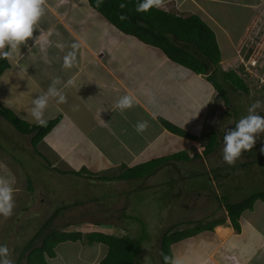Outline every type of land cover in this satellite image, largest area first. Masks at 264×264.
Returning <instances> with one entry per match:
<instances>
[{
	"label": "crops",
	"instance_id": "1",
	"mask_svg": "<svg viewBox=\"0 0 264 264\" xmlns=\"http://www.w3.org/2000/svg\"><path fill=\"white\" fill-rule=\"evenodd\" d=\"M258 6L262 10L264 0H165V6L158 9L182 17L196 15L215 35L220 60L210 66L208 72L197 73L171 60L159 47L121 31L88 0H47L46 13L38 30L34 31L26 45L20 46L23 57L19 61L15 57L7 60L8 66L0 73V104L19 119L37 123L31 115L32 100L46 92L51 80L56 77L62 81L58 87L67 102L49 101L44 119H57V122L35 146L31 143L32 134L17 131L0 114V152H28L37 165L41 164L43 168L46 165L47 173L56 174V181L72 176L89 182L96 180L115 188L120 183L138 186L141 180L149 185L148 179L169 167L175 168L180 179L185 181L212 169L216 171L218 181L216 183L210 177V185L216 189L221 177L217 174L218 168L209 165V158L220 154L222 139L213 151L208 154L203 152L205 142L214 131L213 126L219 124L216 116L220 106L219 96H222L215 84L221 86L225 96V91L231 90L222 79L221 72L228 69L225 68L226 61L234 59L233 45L252 15L258 12ZM73 42H79L81 47L77 50L73 67L65 69L63 58L71 50ZM29 47L32 48L31 53L28 52ZM70 79L74 80V84L65 87ZM125 94L134 95L136 105L123 115L118 110L112 111L116 100ZM227 100L229 104V98ZM142 120L148 121L149 127L138 134L134 125ZM161 120L183 129L187 135L171 132ZM206 131L208 137L204 141ZM197 145L202 146L200 151ZM179 152L185 156L159 164L149 175L132 179L113 178L122 167H133ZM259 152L263 153L260 150L252 152L255 156L243 164L262 167L261 160L256 159ZM14 165L11 166L0 153V176L11 181L14 198L19 193L27 196L18 183ZM81 169L90 174L70 172ZM232 169L228 173H232ZM259 169L256 171L260 176L259 183H264ZM67 183L65 187L70 186ZM59 185L57 182L53 186ZM26 189L32 193L29 181ZM190 189L205 191L206 187ZM34 195L39 199L35 200L36 204L45 200L43 191L37 190ZM181 205L186 212L192 209L187 202ZM62 206L68 207V203ZM58 213L55 210L48 220ZM202 220L187 219L180 223ZM238 222L239 231L226 217L224 223L215 225L213 230H203L177 241H181V253H191L190 261L185 264H264V200L257 199L251 208L243 210ZM69 226L66 224L61 230L80 231L81 238L58 242L54 247L55 255L46 257L47 264H101L108 246L87 238L89 233L101 231L82 232V227L72 229ZM83 240H88L90 245L82 244ZM71 244L78 245L73 247Z\"/></svg>",
	"mask_w": 264,
	"mask_h": 264
},
{
	"label": "rangeland",
	"instance_id": "2",
	"mask_svg": "<svg viewBox=\"0 0 264 264\" xmlns=\"http://www.w3.org/2000/svg\"><path fill=\"white\" fill-rule=\"evenodd\" d=\"M260 9L259 6L256 8L258 12L252 15L240 37L233 45L234 53L245 41L246 34L251 27V21L259 16ZM234 59L231 58L226 63L223 61L226 64L225 68L235 67L236 65H232L235 63ZM262 71H264V67ZM258 72L259 69L253 71L251 76L246 78V84L250 89L248 94L232 88L225 91L230 101L229 104L225 103L219 96L220 106L217 107L219 112L216 116L219 124L216 123L213 126L218 139L231 126H235L241 117L246 116L248 108L257 100L262 102V106L257 109V113L264 116V88L258 87L256 83L255 75L258 76ZM207 135L206 131L203 137L204 141H206ZM223 147L222 139L219 146L220 154L209 158V165L218 168L217 174L219 173V177H221L216 189H212L210 185V177H213L216 183L218 181L216 171L213 170V172L212 169L207 173L202 171L198 177H190L185 181L180 179V176L175 172V168L169 167L161 172L159 171L160 174L158 173L153 178L148 179L147 183H150L149 185L145 184V180H141L142 182L138 186L120 183L115 188L109 185L104 186L96 180L89 182L72 176H64L65 180L56 181L58 179L56 174L47 173L46 165H43L44 168L41 167V164L37 165L30 158L31 154L28 152L21 153L19 150H16L15 153L8 152L9 150L0 152L11 166L15 164L13 168L18 173V183L22 186L21 189L24 193L27 192V196L22 193L15 196L13 213L10 217H7L6 221H3L6 217H0V223L2 224L0 227V245H6L9 248L10 258L14 264H25L27 251L24 247L29 239L36 235L34 244L39 245L42 236L46 232L52 229H61L69 224L71 225L69 228L72 229L82 227V232L96 230L117 235L129 234L136 245L134 264H162L159 257V243L163 232L174 226L175 228L184 229L197 223H185L186 221L180 223L183 220L192 219L196 221L204 218L202 221H208L212 218L222 217L226 213L221 206V201L240 199L255 191L264 189V183H259L260 176L256 172L260 168L259 171L263 173L264 177V152H259L256 156V159L261 160L262 167L259 165L249 167V165L243 164V162L249 161L255 156V153L252 152L264 147V133L256 138L253 149L249 150L250 155H247L248 151H244L235 165L230 166L223 160ZM230 169L233 170L232 173H228ZM28 181L31 184L32 193L26 189ZM57 182L60 185L54 187L53 185ZM62 183L64 189H62ZM66 183L70 186L65 187ZM178 185L180 188H178ZM196 186L206 187V190L190 189V187L196 188ZM44 187L45 189H43ZM229 187H231V190H229ZM233 187L236 188L233 189ZM37 190L43 191L45 199L43 203L40 201L37 204L35 203V200H39L37 195H34ZM183 202H187L188 207L192 209L186 212L181 205ZM65 203H68V207L62 206ZM55 210L59 212L58 215L52 220H48L51 219ZM111 225L114 226L112 229H110ZM82 244L90 245V242L83 240ZM71 245L74 247L78 244ZM172 245V255L182 258L184 264L187 260L190 261L191 253H181L179 249L181 241Z\"/></svg>",
	"mask_w": 264,
	"mask_h": 264
},
{
	"label": "trees",
	"instance_id": "3",
	"mask_svg": "<svg viewBox=\"0 0 264 264\" xmlns=\"http://www.w3.org/2000/svg\"><path fill=\"white\" fill-rule=\"evenodd\" d=\"M90 5L98 10L109 22L114 24L121 31L131 34L145 43L159 47L173 61L190 68L197 73L208 72L210 66L215 65L220 60V52L217 46L215 35L209 26L196 15L187 17L177 16L158 8H152L148 12H137L136 6L140 0H103L97 7V0H88ZM126 7L121 8L120 5ZM126 17L121 19V17ZM8 66L5 59H0V73ZM222 79L232 89L249 93L247 79L243 78L233 69H227L221 72ZM210 80H214L212 77ZM215 84V83H213ZM216 88L225 103H228L222 88L217 83ZM0 114L11 123L19 132L32 134L31 143L35 146L47 134L57 122V119L46 120L45 125L38 123H29L19 119L10 110L0 104ZM163 125L173 133L187 135V133L167 122L161 120ZM231 126L230 128H234ZM229 128V129H230ZM225 135V134H224ZM224 135L221 137L223 139ZM219 139L217 133L212 131L205 142L204 153L213 151ZM185 156L183 152L174 153L169 157L155 158L150 161L138 164L133 167L124 168L113 178L132 179L151 174L161 163L169 159H181ZM76 175L90 174L86 169L79 171H70ZM100 178V177H99ZM102 179L108 177L101 176ZM264 200V189L255 191L240 200L223 202V208L226 214L219 218H213L209 221H198L194 226L179 229L171 227L163 232L160 237L159 254L161 263L164 264L163 255H172L171 245L183 238L194 235L203 230H213L217 224L224 223L226 217L229 218L233 228L239 231L238 219L245 209L252 207L255 200ZM81 238L80 231H64L61 229H52L42 236L40 244H34L36 239L32 237L25 245L26 264H47L46 257L55 255L54 247L58 242L65 240H78ZM91 241L105 243L108 246V252L102 259L101 264H134L136 254V245L133 239L128 235H114L103 232H93L87 235Z\"/></svg>",
	"mask_w": 264,
	"mask_h": 264
},
{
	"label": "clouds",
	"instance_id": "4",
	"mask_svg": "<svg viewBox=\"0 0 264 264\" xmlns=\"http://www.w3.org/2000/svg\"><path fill=\"white\" fill-rule=\"evenodd\" d=\"M103 0H97V7ZM165 0H140L136 6L137 12H148L152 8H162ZM47 0H0V59L11 60L14 57L19 61L23 57L20 53V46L33 37L35 30H38L41 19L46 13ZM126 7L125 4L120 5ZM126 17L122 16L121 19ZM81 47L79 42L70 45V51L63 58V68L69 69L76 62L77 50ZM7 49V50H5ZM32 48H28L31 53ZM62 81L59 77L53 78L46 92L38 95L32 100L31 115L40 125H45L44 112L49 106L50 100L57 103H66V96L59 85ZM74 84V80H68L67 85ZM137 99L132 94L120 96L112 111L118 110L121 115L128 109L133 108ZM262 102L257 100L247 110L248 114L241 117L234 128L226 131L223 137V160L230 166L235 165L241 158L244 151L253 149L256 138L264 133V116L257 113ZM196 117V116H194ZM193 117V118H194ZM138 134L143 133L149 127L148 121H138L134 125ZM198 151L202 149L197 145ZM264 152V147L260 149ZM15 207L14 188L11 181L5 176H0V215L10 217ZM163 255L164 264H184L182 258L174 255ZM0 264H14L10 258V250L6 245H0Z\"/></svg>",
	"mask_w": 264,
	"mask_h": 264
},
{
	"label": "built area",
	"instance_id": "5",
	"mask_svg": "<svg viewBox=\"0 0 264 264\" xmlns=\"http://www.w3.org/2000/svg\"><path fill=\"white\" fill-rule=\"evenodd\" d=\"M234 56L235 63L232 65L236 66L228 69H233L244 79L259 69L258 76L254 74L256 83L258 87L264 88V71H262L264 67V9L255 20L251 21L245 41L235 50Z\"/></svg>",
	"mask_w": 264,
	"mask_h": 264
},
{
	"label": "bare ground",
	"instance_id": "6",
	"mask_svg": "<svg viewBox=\"0 0 264 264\" xmlns=\"http://www.w3.org/2000/svg\"><path fill=\"white\" fill-rule=\"evenodd\" d=\"M220 235L224 234L223 232H219Z\"/></svg>",
	"mask_w": 264,
	"mask_h": 264
}]
</instances>
